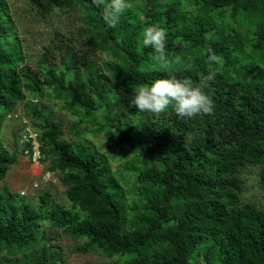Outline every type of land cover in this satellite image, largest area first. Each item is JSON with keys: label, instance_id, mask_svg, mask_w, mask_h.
Listing matches in <instances>:
<instances>
[{"label": "trees", "instance_id": "1", "mask_svg": "<svg viewBox=\"0 0 264 264\" xmlns=\"http://www.w3.org/2000/svg\"><path fill=\"white\" fill-rule=\"evenodd\" d=\"M28 1L41 18L73 13L92 54L63 44L55 66L52 45L31 72L10 7L0 0V122L17 104L40 121L39 163L60 175L68 201L64 208L40 195L35 210L0 190V264H62L43 223L83 241L77 252L112 259L102 264H264V211L242 201L239 177L257 167L264 193V0H129L116 28L104 24L92 0ZM150 24L166 30L178 58L167 68L142 45ZM206 48L222 63L210 64ZM213 68L212 116H154L131 103L139 85L170 77L198 82ZM28 97L60 100L77 117L75 135L87 124L110 149L132 155L124 170L131 201L105 156L61 139L60 125ZM14 148L0 140V181L17 161L16 141Z\"/></svg>", "mask_w": 264, "mask_h": 264}, {"label": "rangeland", "instance_id": "2", "mask_svg": "<svg viewBox=\"0 0 264 264\" xmlns=\"http://www.w3.org/2000/svg\"><path fill=\"white\" fill-rule=\"evenodd\" d=\"M6 1L21 41L23 64L28 66L31 72H38L44 51L52 45L55 47H52L50 61L55 66L59 64V54L63 50V44L69 43L75 47L76 52L85 51L87 54H92L87 40L80 36L81 28L73 13L51 12L41 18L28 0ZM34 98L42 113L53 123L60 125L61 139L69 142L80 140L92 145L105 156L114 177L125 192L126 200L131 201L129 191L132 188V179L130 174L124 170L132 155L118 154L110 149L105 138L101 134H93L92 128L87 124L81 127L75 135L71 130L73 121L77 120L74 112L67 111L60 100ZM16 113L17 118L8 117ZM8 116L0 122V140L3 147L10 152L15 149L14 141H16L18 155L16 163L10 168L6 177L0 181V190L6 188L35 210L38 207L40 195H46L51 200V204L66 208L68 201L64 195L65 187L60 182V175L46 171L48 161L32 163L26 156L19 153L23 147L19 139L24 125L39 133L40 121L32 118L29 109L22 104H17ZM258 173L259 169L251 166L240 171L239 177L243 183L241 197L243 202L251 203L264 211V193L261 190ZM47 210H49V205L46 207ZM41 227L44 236L48 238L47 245L59 251L62 264H102L112 261L97 251L79 253L76 248L82 246L83 241L73 240L62 234L59 229L50 228L48 224L43 223Z\"/></svg>", "mask_w": 264, "mask_h": 264}, {"label": "clouds", "instance_id": "3", "mask_svg": "<svg viewBox=\"0 0 264 264\" xmlns=\"http://www.w3.org/2000/svg\"><path fill=\"white\" fill-rule=\"evenodd\" d=\"M92 4L101 9V18L108 28H116L121 17L131 8L129 0H92ZM84 14L81 10V15ZM166 36V30L157 24L144 27L141 33L143 47L153 50L152 59L162 68H167L178 61L167 48ZM204 52L210 64L222 63V58L216 55L213 49L206 48ZM104 58L108 59L107 53ZM216 75L217 72L213 68L198 82L187 77L157 79L150 85H139L131 103L140 113H150L154 116L168 111L174 112L178 118L212 116L215 103L207 90Z\"/></svg>", "mask_w": 264, "mask_h": 264}, {"label": "built area", "instance_id": "4", "mask_svg": "<svg viewBox=\"0 0 264 264\" xmlns=\"http://www.w3.org/2000/svg\"><path fill=\"white\" fill-rule=\"evenodd\" d=\"M28 101L31 102L32 104L37 103V100L35 98H28ZM9 118H17L18 114H14L12 116H8ZM24 124H26L25 121H23ZM20 142L23 144L24 151L23 155L28 158L29 155V149L26 148V145H30V161L32 163H39L40 159V153H39V148H38V133L34 129H30L27 125H24L21 137H20Z\"/></svg>", "mask_w": 264, "mask_h": 264}]
</instances>
